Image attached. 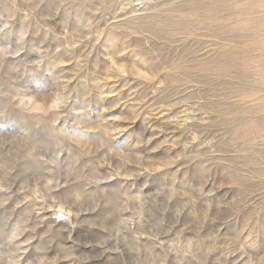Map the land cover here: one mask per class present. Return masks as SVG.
I'll return each instance as SVG.
<instances>
[{
  "label": "rangeland",
  "instance_id": "obj_1",
  "mask_svg": "<svg viewBox=\"0 0 264 264\" xmlns=\"http://www.w3.org/2000/svg\"><path fill=\"white\" fill-rule=\"evenodd\" d=\"M0 264H264V0H0Z\"/></svg>",
  "mask_w": 264,
  "mask_h": 264
},
{
  "label": "built area",
  "instance_id": "obj_2",
  "mask_svg": "<svg viewBox=\"0 0 264 264\" xmlns=\"http://www.w3.org/2000/svg\"><path fill=\"white\" fill-rule=\"evenodd\" d=\"M57 221H60V220L57 219Z\"/></svg>",
  "mask_w": 264,
  "mask_h": 264
},
{
  "label": "bare ground",
  "instance_id": "obj_3",
  "mask_svg": "<svg viewBox=\"0 0 264 264\" xmlns=\"http://www.w3.org/2000/svg\"><path fill=\"white\" fill-rule=\"evenodd\" d=\"M64 218V217H63Z\"/></svg>",
  "mask_w": 264,
  "mask_h": 264
}]
</instances>
